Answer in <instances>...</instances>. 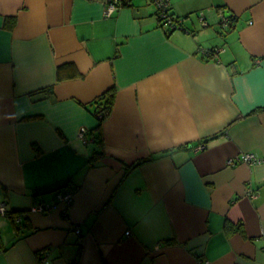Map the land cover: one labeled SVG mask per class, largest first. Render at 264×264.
<instances>
[{"label":"crops","instance_id":"crops-1","mask_svg":"<svg viewBox=\"0 0 264 264\" xmlns=\"http://www.w3.org/2000/svg\"><path fill=\"white\" fill-rule=\"evenodd\" d=\"M108 1L0 0V264H264V0Z\"/></svg>","mask_w":264,"mask_h":264},{"label":"built area","instance_id":"built-area-1","mask_svg":"<svg viewBox=\"0 0 264 264\" xmlns=\"http://www.w3.org/2000/svg\"><path fill=\"white\" fill-rule=\"evenodd\" d=\"M155 7L157 8L158 12V19H160L161 23L167 25L170 27V29H174L178 26V22L171 16V13L169 11L170 9V2L169 0H152ZM122 7L120 0H109L108 5L106 7V15L111 16L115 13V11L119 10ZM226 21V19H225ZM88 131L84 128V130L81 131L80 138L82 141H86V134ZM196 152L204 151V146L198 145L195 149ZM247 163L250 165L256 164V163H264V160L257 159L256 156L253 154H243V156L237 157L236 159H231L228 162L229 166H234L238 163ZM57 201L59 204L64 206V215L67 216L69 209L72 206V203L74 201V195L73 193H70L68 189H64L63 191L57 192ZM50 207L47 205L40 204L37 208H32L31 212L33 213H47L50 211ZM7 214V208L5 205L0 206V216H5ZM20 220V218H19ZM77 233L80 234V230H77ZM129 234V232H127ZM44 259L40 261L39 264H43ZM209 264V263H205Z\"/></svg>","mask_w":264,"mask_h":264},{"label":"trees","instance_id":"trees-1","mask_svg":"<svg viewBox=\"0 0 264 264\" xmlns=\"http://www.w3.org/2000/svg\"><path fill=\"white\" fill-rule=\"evenodd\" d=\"M122 7H127L130 5V0H120ZM170 13H171V9H169ZM156 16L158 19V12H156ZM171 16L175 19L174 15L171 13ZM160 20V19H159ZM178 24H179V20L175 19ZM161 22V21H160ZM226 22L228 25H232V22H236V18L234 16H228L226 19ZM178 28V26L174 29H171L174 32L176 29ZM181 28V26L179 27ZM59 80L62 79L61 74H59L58 77ZM50 91V89H48ZM38 93H43V91H39ZM114 89L111 90H107V92L103 93L102 95H100L98 98L95 99V101L93 102L94 106L96 107V109L93 111L95 117H97V119H99V124L96 127L95 131H98L96 134H93L94 137V142L96 143H101L102 144V140H101V126L102 124L105 122V120L107 119L108 115L111 113V111L113 110V104H114ZM103 155V151L98 150L96 152H94L93 156H91L90 161L95 162L98 161V157ZM97 159V160H96ZM135 166H138L137 164H135ZM134 166V167H135ZM64 190V189H63ZM60 190V191H63ZM57 193V192H56ZM58 194V193H57ZM9 213V211L7 210V214ZM6 214V215H7ZM14 214V213H13ZM26 213L22 212V213H18L16 214V216L13 217V220L16 224H18V227L21 225L25 224V220H26ZM12 216V215H11ZM20 218V220H19ZM1 234V232H0ZM1 235H0V249H1Z\"/></svg>","mask_w":264,"mask_h":264},{"label":"rangeland","instance_id":"rangeland-1","mask_svg":"<svg viewBox=\"0 0 264 264\" xmlns=\"http://www.w3.org/2000/svg\"><path fill=\"white\" fill-rule=\"evenodd\" d=\"M193 16V15H192Z\"/></svg>","mask_w":264,"mask_h":264}]
</instances>
